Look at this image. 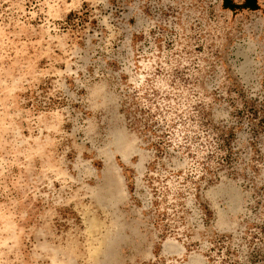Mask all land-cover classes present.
<instances>
[{
	"label": "rangeland",
	"instance_id": "rangeland-1",
	"mask_svg": "<svg viewBox=\"0 0 264 264\" xmlns=\"http://www.w3.org/2000/svg\"><path fill=\"white\" fill-rule=\"evenodd\" d=\"M0 264H264V0H0Z\"/></svg>",
	"mask_w": 264,
	"mask_h": 264
}]
</instances>
